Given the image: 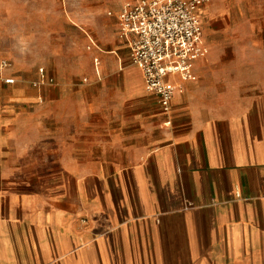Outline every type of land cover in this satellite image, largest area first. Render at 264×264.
I'll use <instances>...</instances> for the list:
<instances>
[{
  "label": "crops",
  "instance_id": "1",
  "mask_svg": "<svg viewBox=\"0 0 264 264\" xmlns=\"http://www.w3.org/2000/svg\"><path fill=\"white\" fill-rule=\"evenodd\" d=\"M110 17L90 102L51 76L0 83V264H264V77L201 59L170 114L142 119Z\"/></svg>",
  "mask_w": 264,
  "mask_h": 264
},
{
  "label": "rangeland",
  "instance_id": "2",
  "mask_svg": "<svg viewBox=\"0 0 264 264\" xmlns=\"http://www.w3.org/2000/svg\"><path fill=\"white\" fill-rule=\"evenodd\" d=\"M123 1L0 0V58L12 63L4 76H51L52 85L65 91L62 95L71 105L90 102L102 90L100 84L95 90L87 89L95 82L94 57L105 43L116 39V21L108 13L116 12ZM200 13L203 41L216 43L206 57L214 59L216 72L232 77L238 69L250 68L254 81L260 82L264 77V0H211ZM211 26L221 32L211 34ZM140 103L142 119L158 111L153 95L146 94ZM129 114L126 111L125 116Z\"/></svg>",
  "mask_w": 264,
  "mask_h": 264
},
{
  "label": "built area",
  "instance_id": "3",
  "mask_svg": "<svg viewBox=\"0 0 264 264\" xmlns=\"http://www.w3.org/2000/svg\"><path fill=\"white\" fill-rule=\"evenodd\" d=\"M209 1L126 0L116 12L108 13L116 17L119 37L129 38L130 62L141 69L146 92L156 97L166 115L172 110L175 95L183 91L181 82L196 81V63L209 54L202 40L200 13ZM99 63L94 57L97 73ZM11 64L9 59L0 58V82H15L14 77L4 76ZM46 82L55 83L53 78Z\"/></svg>",
  "mask_w": 264,
  "mask_h": 264
}]
</instances>
